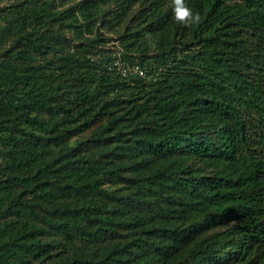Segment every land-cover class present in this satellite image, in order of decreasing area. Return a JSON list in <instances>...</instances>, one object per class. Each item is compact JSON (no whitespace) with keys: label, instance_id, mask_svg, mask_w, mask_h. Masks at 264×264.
I'll use <instances>...</instances> for the list:
<instances>
[{"label":"trees","instance_id":"trees-1","mask_svg":"<svg viewBox=\"0 0 264 264\" xmlns=\"http://www.w3.org/2000/svg\"><path fill=\"white\" fill-rule=\"evenodd\" d=\"M185 3L0 0V264H264V0Z\"/></svg>","mask_w":264,"mask_h":264},{"label":"clouds","instance_id":"clouds-1","mask_svg":"<svg viewBox=\"0 0 264 264\" xmlns=\"http://www.w3.org/2000/svg\"><path fill=\"white\" fill-rule=\"evenodd\" d=\"M174 17L177 22L190 26L193 23L198 24L201 17L198 13L193 14L192 10L187 6L185 0H172Z\"/></svg>","mask_w":264,"mask_h":264},{"label":"built area","instance_id":"built-area-1","mask_svg":"<svg viewBox=\"0 0 264 264\" xmlns=\"http://www.w3.org/2000/svg\"><path fill=\"white\" fill-rule=\"evenodd\" d=\"M114 65L124 74L136 73L142 76L146 74V70L140 64L128 65L124 61L117 59L114 61Z\"/></svg>","mask_w":264,"mask_h":264}]
</instances>
